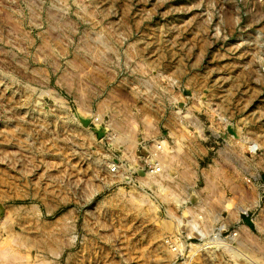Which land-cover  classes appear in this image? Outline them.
Wrapping results in <instances>:
<instances>
[{
    "label": "rangeland",
    "instance_id": "374dc122",
    "mask_svg": "<svg viewBox=\"0 0 264 264\" xmlns=\"http://www.w3.org/2000/svg\"><path fill=\"white\" fill-rule=\"evenodd\" d=\"M263 261L264 0H0V264Z\"/></svg>",
    "mask_w": 264,
    "mask_h": 264
},
{
    "label": "bare ground",
    "instance_id": "6f19581e",
    "mask_svg": "<svg viewBox=\"0 0 264 264\" xmlns=\"http://www.w3.org/2000/svg\"><path fill=\"white\" fill-rule=\"evenodd\" d=\"M114 128L115 129H117V130H121V125L120 124H117V123H114ZM113 129V128H112ZM120 134V133H119ZM129 140V139H128ZM157 157V156H156ZM159 158H160V155L158 156ZM156 159V160H158V164L159 165H161V163H162V165H163V161L161 160V159ZM162 158V157H161ZM164 161L166 160L165 158L163 159ZM169 161V160H168ZM168 163V162H167ZM166 164V163H165ZM109 171H110V169H109ZM150 178H152V176L150 177ZM181 186V185H180ZM183 186V185H182ZM207 186V185H206ZM209 186V185H208ZM183 188V187H182ZM141 201V200H140ZM184 202V201H183ZM207 202V201H206ZM205 202V203H206ZM206 205V204H205ZM209 210V209H208ZM245 213V212H244ZM178 220V219H177ZM240 230V229H239ZM218 232V231H217ZM218 234L219 233H215V235H214V237L213 238H216V237H218ZM239 236V237H238ZM235 237H237L238 239V241H237V243H238V245L239 246H243V242H244V239L242 238V235H241V233H240V235L237 233L236 235H235ZM210 243V242H209ZM208 243V244H209ZM230 243V242H229ZM225 247H227V246H225ZM222 248H224V246L222 245ZM242 248V247H241ZM224 252L225 251H227V253H229V255L230 256H232V257H237V258H239L240 256L239 255H237L238 253H235V252H233L231 249L229 250V249H225L224 248V250H223ZM210 254H208V255H211V251L209 252ZM241 259V258H240ZM257 259V258H256ZM264 262V261H263ZM250 263H251V261H250ZM262 263V262H261ZM258 264V263H257Z\"/></svg>",
    "mask_w": 264,
    "mask_h": 264
},
{
    "label": "built area",
    "instance_id": "2783aa9c",
    "mask_svg": "<svg viewBox=\"0 0 264 264\" xmlns=\"http://www.w3.org/2000/svg\"><path fill=\"white\" fill-rule=\"evenodd\" d=\"M157 150H160V148H158L157 147ZM155 155H157V154H154V155H152V164H151V170H150V173L152 174V173H156L155 175H159L160 174V167H158V165H157V161L155 160V158H154V156ZM157 162V163H156ZM112 170V169H111ZM233 236H234V234H233ZM235 237V236H234Z\"/></svg>",
    "mask_w": 264,
    "mask_h": 264
}]
</instances>
